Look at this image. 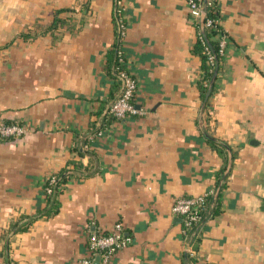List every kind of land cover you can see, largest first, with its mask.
<instances>
[{"label":"crops","instance_id":"1","mask_svg":"<svg viewBox=\"0 0 264 264\" xmlns=\"http://www.w3.org/2000/svg\"><path fill=\"white\" fill-rule=\"evenodd\" d=\"M217 8L224 55L200 116L187 0H0V119L29 129L0 137V264H78L89 233L117 222L132 243L100 264H264V0ZM115 57L137 82L122 120L108 113ZM210 190L189 262L171 207Z\"/></svg>","mask_w":264,"mask_h":264},{"label":"built area","instance_id":"2","mask_svg":"<svg viewBox=\"0 0 264 264\" xmlns=\"http://www.w3.org/2000/svg\"><path fill=\"white\" fill-rule=\"evenodd\" d=\"M190 13L198 25L201 15L204 16L203 27L220 26L219 18L208 16L209 12L217 7V0H187ZM125 23L120 21L118 24L119 35L124 33ZM199 38L205 45L204 36L199 33ZM225 39L221 33L219 39V55H224ZM208 52L210 63H213V55L209 53L208 46H205ZM212 69V73H213ZM120 80V91L117 96L109 103L108 113L116 120H122L130 114L138 113L133 99L137 90L136 79L126 70L118 71ZM208 85V84H207ZM29 129L23 124L5 123L0 119V137L2 138H20ZM56 183V176H49L42 187L44 196H50L53 193V185ZM212 190L197 196L177 197L171 207V212L180 218L183 246L182 255L187 259H194L197 255V242L200 236V226L204 220L206 211L210 205V198L213 197ZM132 243V237L125 232L123 225L117 222L107 232L92 231L87 238V254L80 258L78 264H93L96 257L100 262L107 263L112 256Z\"/></svg>","mask_w":264,"mask_h":264},{"label":"trees","instance_id":"3","mask_svg":"<svg viewBox=\"0 0 264 264\" xmlns=\"http://www.w3.org/2000/svg\"><path fill=\"white\" fill-rule=\"evenodd\" d=\"M117 1L118 0H116V2ZM116 5L117 6H116L115 18H116L117 29H118V24L120 22L119 18H118L119 5H118V3ZM63 11H64V9H58L56 11V13L58 14V13H61ZM208 16H210L212 18H219L220 19L218 8L216 7L214 9V11L209 12ZM56 21H57V18H55L54 23L50 26L51 28H53L55 26ZM204 32H205V36H204L205 45L203 44L202 40L198 36L196 43L194 45V48H193V51L195 53H197L201 59L202 76H201V80L199 81V88L201 91L202 100L204 99L205 92L207 89V84H208V82L211 78V75H212V69H214L215 66H217L218 69H220L221 63H222V57H221V55H219V39H220L221 33H222L221 27L218 25L217 26H211L210 28L205 27ZM117 35L119 36V34H117ZM24 36L29 37V35L27 36L26 34ZM116 44H117V42H116ZM205 46H208L209 53H211L213 55V63H210V61H209L208 52L205 50ZM114 64H115V70L117 71V73L120 69H123L122 67L119 66L118 61H117V57H115ZM111 119H114V118L111 116ZM75 165H77V164H75ZM62 175H63V172L56 176V183L53 185V193L50 196H46V205L44 208L45 214L56 213L59 209V202L57 200V194L59 193V191L57 190V188L65 181V177H63ZM218 199L216 201H218ZM211 200H212V197L210 198V201ZM217 206H218V202L216 203V206L213 209V213L218 212ZM32 220H33V218L28 219L23 224L14 223L11 227V230H14L15 232L23 231L28 227V225L32 222ZM198 242H199V238H198ZM187 261L195 262V259H191V260L187 259Z\"/></svg>","mask_w":264,"mask_h":264},{"label":"water","instance_id":"4","mask_svg":"<svg viewBox=\"0 0 264 264\" xmlns=\"http://www.w3.org/2000/svg\"><path fill=\"white\" fill-rule=\"evenodd\" d=\"M203 20H204V16L201 15L200 17V20H199V26H200V31L202 33L203 36H205V32H204V27H203ZM217 72H218V67L215 66L214 70H213V73L211 75V78L209 80V83H208V86H207V89H206V92H205V96H204V100L202 102V106H201V109H200V116L202 115V110L208 100V98L210 97L211 93H212V90H213V86H214V82H215V79H216V76H217ZM206 137H208L209 139H213L212 137H210L209 135H206ZM228 163L230 164L231 163V156L229 155V160H228ZM218 193V192H217ZM217 193L215 195V197L217 196ZM180 221V220H179ZM94 264H100V259L99 257H96L95 260H94Z\"/></svg>","mask_w":264,"mask_h":264}]
</instances>
